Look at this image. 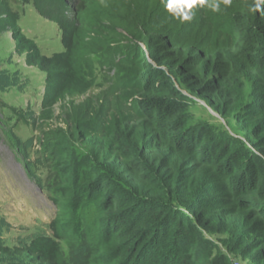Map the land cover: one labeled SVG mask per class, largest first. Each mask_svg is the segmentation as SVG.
I'll use <instances>...</instances> for the list:
<instances>
[{
	"label": "trees",
	"instance_id": "1",
	"mask_svg": "<svg viewBox=\"0 0 264 264\" xmlns=\"http://www.w3.org/2000/svg\"><path fill=\"white\" fill-rule=\"evenodd\" d=\"M22 1L62 32L64 51L43 56L0 5L2 29L9 26L26 62L47 74L40 118L93 89L94 57L116 71L117 104L73 105L68 132L41 144L27 167L33 176L48 172L36 181L61 212L52 235L38 232L13 248L3 238L11 224L0 218V256L232 264L211 236L242 229L264 264V0H206L185 9L190 20L170 12L168 0H79L74 12L68 0ZM248 84L251 100L241 102ZM19 86L18 72L0 68V92ZM200 109L206 118L195 116ZM78 143L90 156L76 159Z\"/></svg>",
	"mask_w": 264,
	"mask_h": 264
},
{
	"label": "rangeland",
	"instance_id": "2",
	"mask_svg": "<svg viewBox=\"0 0 264 264\" xmlns=\"http://www.w3.org/2000/svg\"><path fill=\"white\" fill-rule=\"evenodd\" d=\"M94 4L99 0H88ZM79 0H68L71 11L76 10ZM1 7L8 5L17 15V25L28 39L37 44L43 56L52 57L64 51L59 27L40 17L31 4L22 0H0ZM90 7V6H89ZM14 39L11 28L0 26V68L11 73H19L20 86L0 92V218H5L11 228L3 231L6 246L13 248L20 245V240L30 238L33 234L44 232L52 235L49 228L51 221L56 219L61 210L52 201L50 195L39 188L36 179L45 180L46 170L34 169L35 176L27 167L42 152L41 144L68 132L67 114L73 105H81L87 100L99 107L102 103L117 104L116 71L110 72L96 60V84L86 95L68 97L54 108L52 119H41L43 100L47 88V74L37 66L26 62V54H21ZM250 84L241 96V102L251 100ZM201 105L203 102L199 101ZM115 104V105H116ZM203 106H206L203 104ZM111 107V106H110ZM113 107V106H112ZM112 111V109H110ZM198 118L208 116L202 109L194 111ZM217 116L221 122L235 135L233 130L241 133L238 123L234 126ZM240 136H243L239 134ZM30 139H34L33 147H23ZM76 159L90 156L91 148L84 143L74 146ZM112 166L102 167L112 177ZM63 210V209H62ZM64 210L62 211V213ZM243 230L227 231L212 235L211 239L232 261V264H256V255L251 251L254 238L244 234ZM0 264H34L26 255H1Z\"/></svg>",
	"mask_w": 264,
	"mask_h": 264
},
{
	"label": "clouds",
	"instance_id": "3",
	"mask_svg": "<svg viewBox=\"0 0 264 264\" xmlns=\"http://www.w3.org/2000/svg\"><path fill=\"white\" fill-rule=\"evenodd\" d=\"M206 0H168L166 5L167 9L173 13H184L183 19L190 20L191 15L188 12H185V9H192L197 4L203 5ZM229 0H225V3H228Z\"/></svg>",
	"mask_w": 264,
	"mask_h": 264
},
{
	"label": "water",
	"instance_id": "4",
	"mask_svg": "<svg viewBox=\"0 0 264 264\" xmlns=\"http://www.w3.org/2000/svg\"><path fill=\"white\" fill-rule=\"evenodd\" d=\"M214 113V112H213Z\"/></svg>",
	"mask_w": 264,
	"mask_h": 264
}]
</instances>
